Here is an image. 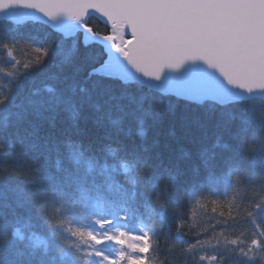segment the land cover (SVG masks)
Listing matches in <instances>:
<instances>
[{"label": "snow or ice", "instance_id": "snow-or-ice-1", "mask_svg": "<svg viewBox=\"0 0 264 264\" xmlns=\"http://www.w3.org/2000/svg\"><path fill=\"white\" fill-rule=\"evenodd\" d=\"M0 64V264H264V0H0Z\"/></svg>", "mask_w": 264, "mask_h": 264}, {"label": "trees", "instance_id": "trees-1", "mask_svg": "<svg viewBox=\"0 0 264 264\" xmlns=\"http://www.w3.org/2000/svg\"><path fill=\"white\" fill-rule=\"evenodd\" d=\"M91 25L96 31H100L104 34H107L110 31V28H105V24L100 19H94L91 21ZM22 35L31 36L36 33L43 34L45 32L52 34L51 29L44 28L42 26L29 25L20 30ZM15 54L17 58L23 62L29 57H35L36 53L31 51V49L26 48L23 44L16 50ZM0 66H3L0 64ZM49 71H56V68L52 65H49ZM5 81L0 78V84ZM164 107L168 109L166 112V117L164 123L157 128L150 135H154L160 140H169L173 144H176L177 141L175 137L183 136L184 125L187 120H189L195 113L197 109L195 107H189L187 103H184L176 98H173L171 101L165 100ZM223 142V140L221 141ZM180 143L183 144L185 149L191 148V144L187 139H181ZM5 164L14 163L11 155H6L2 161ZM241 197L244 195L243 192L239 194ZM235 194L230 190L226 189L224 186H221L217 191L215 196L208 195L205 193L204 198L200 200V203L197 204L192 200L181 201L180 211L182 212L183 219L186 221L185 229L191 228L193 232H199L201 230H211V226L215 225L217 229L222 227L219 223L220 220H223L227 217L229 212L228 202L234 199ZM216 199L218 201L217 205L212 204V200ZM216 207V212L212 211V208ZM221 212L225 213V216L221 217L219 214ZM172 227H175V222H173ZM246 227H251L250 225ZM186 239H192L191 236L186 237Z\"/></svg>", "mask_w": 264, "mask_h": 264}, {"label": "water", "instance_id": "water-1", "mask_svg": "<svg viewBox=\"0 0 264 264\" xmlns=\"http://www.w3.org/2000/svg\"><path fill=\"white\" fill-rule=\"evenodd\" d=\"M100 20H102V19H100ZM103 21V20H102Z\"/></svg>", "mask_w": 264, "mask_h": 264}]
</instances>
